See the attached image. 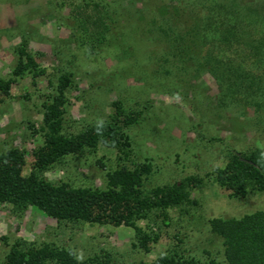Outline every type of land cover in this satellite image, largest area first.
<instances>
[{
    "label": "rangeland",
    "instance_id": "obj_1",
    "mask_svg": "<svg viewBox=\"0 0 264 264\" xmlns=\"http://www.w3.org/2000/svg\"><path fill=\"white\" fill-rule=\"evenodd\" d=\"M84 1L100 0H0V80H15L10 96L0 94V154L13 148L27 151L24 173H30L32 152L43 145L45 104L56 95L59 78L71 74L63 133L75 135L109 122L114 102L120 101L128 111L141 113L138 123L125 130L130 156L122 161L120 147L100 146L64 158L41 176L54 184L105 189L107 174L119 164L133 168L147 162L153 166L151 186L189 176L202 178L203 184L192 190V204L169 211V220L154 213L149 221L139 222L160 237L148 253L138 245L135 231L126 226L58 223L33 206L16 212L0 204V264L18 241L30 247L69 248L81 262L99 257L109 264L152 263L159 256L175 254L183 264L211 260L227 264L223 241L212 232L210 220L264 212V192L233 198L212 174L225 166L232 151H264V101L259 100V109L255 103L241 101L228 86V78L213 74L202 63L184 76L166 73L165 67L174 62L157 61L168 54V47L147 42L152 13L135 12L142 7L135 0H107L119 2L129 12L116 17L121 26L113 29L107 44L99 49L84 45L73 19L75 5ZM23 39L29 41L45 75L13 76ZM211 48L205 46L207 56H219L225 64L241 52L240 48L237 52L224 46Z\"/></svg>",
    "mask_w": 264,
    "mask_h": 264
},
{
    "label": "trees",
    "instance_id": "obj_2",
    "mask_svg": "<svg viewBox=\"0 0 264 264\" xmlns=\"http://www.w3.org/2000/svg\"><path fill=\"white\" fill-rule=\"evenodd\" d=\"M135 2L142 6L135 8V12L141 15L147 11L152 13L153 21L145 32L150 37L147 42H160L168 47L165 51L168 54L157 61L165 65L174 62L172 67H165L166 73L184 76L187 70L199 69V63H202L213 74L228 78V86L238 93L241 101L252 105L255 103L256 109L261 107L259 100L264 101V72H260V69H264V0ZM121 5L117 1L107 0L84 1L75 5V28L81 33L84 45L99 49L107 44L113 29L121 26V20L116 17L129 12V9H123ZM256 29L259 31L256 32ZM142 33L144 39L145 33ZM207 44L212 45V51L224 46L236 52L240 48L241 52L225 64L219 56H207ZM29 46V41L23 39L17 49L18 62L14 77H22L27 72L34 73L36 77L45 75ZM14 82V79L0 80V94L10 96ZM71 84L72 75H62L56 95L45 104L43 145L32 152L34 163L29 174L24 173L27 151L13 148L0 154V204L11 206L16 212H23L33 206L58 223L126 226L135 231L138 245L148 253L160 237L141 227L139 222L149 221L154 213L164 221L169 220L170 210L193 203L191 192L203 184V179L189 176L173 184L151 186L153 166L147 162L133 168L125 163L119 164L107 174L105 189L75 188L67 183L54 184L45 179L41 173L64 158L81 155L88 149L96 150L100 146L120 147L122 161L127 160L130 155L125 148H129L130 143L125 130L137 124L141 118L140 112L128 111L122 102L116 101L109 122L90 126L75 135H66L63 133V113L68 103L66 90ZM212 178L233 198H246L251 191L264 192V151L255 149L230 152L225 166L216 169ZM209 224L212 232L223 241L227 264H264L263 211L241 218H213ZM3 264L109 262L99 257L81 262L72 249L56 248L49 244L30 247L18 241L12 246ZM140 264H183V261L175 254H165L152 263ZM209 264L219 263L211 260Z\"/></svg>",
    "mask_w": 264,
    "mask_h": 264
}]
</instances>
